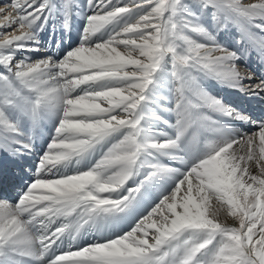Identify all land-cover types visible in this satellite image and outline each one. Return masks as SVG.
Wrapping results in <instances>:
<instances>
[{"label": "snow or ice", "instance_id": "obj_1", "mask_svg": "<svg viewBox=\"0 0 264 264\" xmlns=\"http://www.w3.org/2000/svg\"><path fill=\"white\" fill-rule=\"evenodd\" d=\"M253 62L264 0H6L0 264H264Z\"/></svg>", "mask_w": 264, "mask_h": 264}, {"label": "bare ground", "instance_id": "obj_2", "mask_svg": "<svg viewBox=\"0 0 264 264\" xmlns=\"http://www.w3.org/2000/svg\"><path fill=\"white\" fill-rule=\"evenodd\" d=\"M6 3V0H0V5ZM252 70L257 74L264 71L258 64L255 62L251 65ZM221 96H223L228 102L240 107V105L247 111L251 112L254 116L260 117L264 115V96L254 97L251 99H245L241 96L236 95L233 92H229L224 89H215ZM237 103H235V102ZM38 151V150H37ZM35 162V156H33L28 162L27 167L33 166ZM11 187V186H10Z\"/></svg>", "mask_w": 264, "mask_h": 264}, {"label": "rangeland", "instance_id": "obj_3", "mask_svg": "<svg viewBox=\"0 0 264 264\" xmlns=\"http://www.w3.org/2000/svg\"><path fill=\"white\" fill-rule=\"evenodd\" d=\"M237 103V102H236Z\"/></svg>", "mask_w": 264, "mask_h": 264}]
</instances>
